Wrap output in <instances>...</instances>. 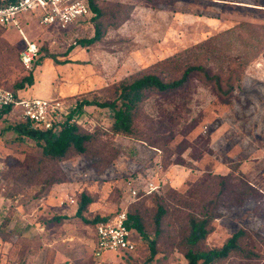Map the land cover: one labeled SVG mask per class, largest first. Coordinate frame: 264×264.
Segmentation results:
<instances>
[{
  "label": "rangeland",
  "instance_id": "374dc122",
  "mask_svg": "<svg viewBox=\"0 0 264 264\" xmlns=\"http://www.w3.org/2000/svg\"><path fill=\"white\" fill-rule=\"evenodd\" d=\"M93 1L105 15L91 10L66 31L43 27L36 16L20 17L25 36L40 49L38 60L54 57L32 72L19 62L22 35L15 28L0 32V87L14 91L32 74L33 85L22 95L32 96L41 79L42 89L65 92L51 98L104 103L115 100L121 83L148 74L170 81L195 65L216 80L196 74L176 94L145 93L134 120L137 139L111 132L110 109L85 106L78 124L94 137L87 152L57 161H46L31 140L18 139L12 128L20 120L0 118V193L11 204L0 209V222L8 213L10 234L18 240L0 253L3 264H144L149 251L139 236L135 253L95 259V227L74 215L83 192L94 200L86 213L90 220L110 219L134 204L127 180L157 177L151 146L164 151L167 165L159 195L168 212L154 263L186 264L176 248L184 220L200 214L225 183L204 246L220 248L243 229V244L257 257L237 255L219 264H264V0ZM98 30L97 41L80 45ZM71 55L75 61L62 65ZM218 80L224 90L234 87L228 102L217 94ZM248 187L257 194L242 202L239 193ZM142 202L146 232L155 239V202ZM55 215L70 219L44 224Z\"/></svg>",
  "mask_w": 264,
  "mask_h": 264
},
{
  "label": "trees",
  "instance_id": "16d2710c",
  "mask_svg": "<svg viewBox=\"0 0 264 264\" xmlns=\"http://www.w3.org/2000/svg\"><path fill=\"white\" fill-rule=\"evenodd\" d=\"M18 0H0V7L12 4ZM90 10L94 13L96 17H103L105 14L102 12L100 7L96 5L93 0L88 1ZM112 25L110 26V28ZM5 29H0V32ZM108 30V28H107ZM100 37V31H96L95 37L91 40L80 41V45L85 47L88 44L94 43ZM47 58L54 59L53 56H47L40 60H37L36 65H41L43 61ZM20 62V59H19ZM21 65V63H20ZM35 65V66H36ZM22 67V65H21ZM209 71L203 66H188L180 75L179 78L174 80L165 81L159 75L148 74L141 78H136L130 82H123L119 85V93L114 101L112 102H76L78 110L80 113L84 112L85 106H97L103 109H110L113 112V125L111 126V132L114 135H122L124 137H131L137 139L136 130L134 127V120L136 116V111L140 106L143 96L145 93H157L160 95L176 94L181 89H183L186 84L189 83L192 76L196 74H201L205 79L210 82H215L216 77L209 76ZM215 84V89L219 97L225 99L228 102V97L234 90L233 86H228L227 90L223 89L221 82L218 80ZM26 85H33V76H25L21 81L14 84L13 88L15 92H19L25 88ZM71 102V101H69ZM17 118L21 122L12 128L18 139H29L38 148H41L43 152L44 159L46 161H57L62 160L68 156H80L87 152L88 144L93 140V136L81 128L80 124L77 122H71V120L66 121L61 124V130L59 132L44 131L38 129L34 124L28 120L23 119L22 111L20 109L7 108L1 114L0 118ZM150 148H153L151 146ZM157 148V147H156ZM162 151L161 164L163 168H166L164 151ZM219 178V176L214 177ZM223 178V177H221ZM54 185L55 183H49ZM225 183L223 184V189L221 192L210 199L202 207L200 214H190L184 220V226L182 232H179V238L176 242V248L183 255L186 260V264H219L232 256H240L246 260H253L257 257L255 253L247 249L243 242L247 238V232L243 229L238 230L234 235H232L220 248L207 249L205 248V242L212 232L211 224L214 219L213 213L219 205L220 198L223 197L225 193ZM256 191L251 187L246 188L244 191L240 192V201H244L250 194L253 195ZM160 193H154L151 196L156 207V212L154 216V226L156 229V238L150 239L145 228L144 215L142 212L143 200L147 199L146 196L140 195L139 201L134 202V204L128 207V219L127 226L133 229L137 235L147 243L149 256L145 260L144 264H155V258L158 255L157 239L161 235L163 219L167 215V203L166 200L160 196ZM257 194V192L255 193ZM7 198V197H6ZM94 200L90 195L83 192L79 197L78 208L74 215L75 218L80 220L86 225L97 227L100 223H105L109 219L101 218L96 216L94 219H88L86 213L88 212L90 206ZM119 213V212H118ZM68 216L55 215L51 219L44 222L45 225H59L66 220H69ZM10 219L5 218L0 226V238L2 241L8 243L11 247L16 246L18 240L17 237H13L9 230ZM132 253L125 254H133Z\"/></svg>",
  "mask_w": 264,
  "mask_h": 264
},
{
  "label": "built area",
  "instance_id": "2783aa9c",
  "mask_svg": "<svg viewBox=\"0 0 264 264\" xmlns=\"http://www.w3.org/2000/svg\"><path fill=\"white\" fill-rule=\"evenodd\" d=\"M90 14L88 0H18L0 7V29L15 28L22 35L25 45L19 55L20 63L25 71L32 72L39 58L40 49L36 43L29 41L25 36L20 17L22 15L36 16L41 26L66 31L89 17ZM10 107L20 109L23 119L44 131L59 132L61 124L66 121L79 123V120L84 119L83 113L79 112L75 102L58 98L25 97L20 92L0 87V114ZM151 150L159 158L158 160L156 158L154 162V172L157 177L151 176L149 180L139 183L129 178L126 182V190L131 203L139 201L141 194L148 197L154 193H160L166 186L164 181L166 173L161 164L162 151L158 148H151ZM71 203L74 201L71 200ZM128 207L125 206L107 222L97 225L93 251L95 259H102L109 254L132 253L136 250L138 235L126 224Z\"/></svg>",
  "mask_w": 264,
  "mask_h": 264
},
{
  "label": "crops",
  "instance_id": "0c3cea01",
  "mask_svg": "<svg viewBox=\"0 0 264 264\" xmlns=\"http://www.w3.org/2000/svg\"><path fill=\"white\" fill-rule=\"evenodd\" d=\"M13 29V28H12ZM70 52H77V50H75V49H73L72 51H70ZM70 54V53H69ZM67 62H65V63H63L62 65H71L72 64V62L73 61H75V59L72 57V55H71V57H68L67 58V60H66ZM39 80H41V79H37V91H35L34 92V94L32 95V96H37V97H42V98H51V96H53V95H55V96H59V95H61L62 93H65L64 91H62V90H60V91H56V92H52V90H48V89H42L41 87H40V84H39ZM20 92V94L22 95V92H25V91H19ZM63 95H66V94H63ZM68 95V94H67ZM22 96H25V95H22ZM32 96H25V97H32ZM58 99H60V98H58ZM84 113V112H83ZM86 114V113H85ZM168 173V175L170 176V171L168 170L167 171ZM9 205H11L10 204V200L8 199V198H6L3 194H1L0 193V209H1V211H2V209L3 210H7V209H9ZM5 213V212H4ZM7 214L8 213H6L5 214V218H6V216H7ZM5 218H4V220H5ZM3 220V221H4ZM3 221H1L0 222V226H1V224L3 223ZM9 227H10V225H9ZM10 245L8 244V243H6V242H4V241H2V239L0 238V253L3 251V250H5V249H8V247H9ZM6 258H8L7 256H6ZM6 262V261H5ZM0 264H3V260L0 258ZM6 264V263H5Z\"/></svg>",
  "mask_w": 264,
  "mask_h": 264
}]
</instances>
